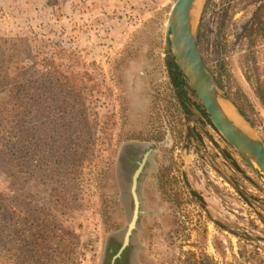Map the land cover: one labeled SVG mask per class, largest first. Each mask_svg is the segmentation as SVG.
Listing matches in <instances>:
<instances>
[{
  "label": "rangeland",
  "instance_id": "1",
  "mask_svg": "<svg viewBox=\"0 0 264 264\" xmlns=\"http://www.w3.org/2000/svg\"><path fill=\"white\" fill-rule=\"evenodd\" d=\"M176 1L0 0V37L14 36L18 45L23 40V62L38 54L55 60L82 88L80 101L92 113L104 148L122 144L119 169L127 183L116 188L120 178L125 180L121 174L103 182L118 210L100 221L88 210L61 217L82 242V264L105 263L109 249L124 244L135 209L132 178L148 150L138 183L140 218L118 264H264V182L197 107L190 105L186 113L165 98L167 21ZM258 1L209 0L198 40L201 29L206 63L215 68L218 58L225 59L264 116L240 59L243 22ZM222 42H228V51ZM194 126L199 134L190 136ZM160 131L166 136L160 144L141 140ZM134 137L136 142H129ZM162 166L172 167L180 179L181 206L161 187ZM10 185L0 173V193L8 194ZM31 190L41 206L49 205V187L36 183ZM116 198H123L125 212Z\"/></svg>",
  "mask_w": 264,
  "mask_h": 264
},
{
  "label": "trees",
  "instance_id": "2",
  "mask_svg": "<svg viewBox=\"0 0 264 264\" xmlns=\"http://www.w3.org/2000/svg\"><path fill=\"white\" fill-rule=\"evenodd\" d=\"M243 27L241 64L264 111V64L260 58L261 48L264 50V0L257 2ZM202 39L200 29V44ZM20 42L18 45L14 36L0 37V173L11 181L10 192L0 193V264H82V242L61 217L88 210L100 221L116 209L117 204L110 202L115 196L107 195L103 182L112 174L117 179L121 174L125 180L120 178L116 188L127 183L119 169L122 144L104 148L94 130L92 113L80 101L82 88L72 84L55 60L38 54L23 62L21 53L25 50L23 40ZM167 42L169 81L165 98L173 106L182 104L188 109L198 104L212 123L173 55L170 40ZM221 46L227 50L228 42ZM21 62V72L13 77L12 71ZM208 66L264 141V116L235 82L225 59L218 58L215 68ZM165 137L160 131L141 140L160 144ZM159 177L164 192L181 206L184 195L177 187L180 179L173 168L162 166ZM36 183L50 188L47 207L40 205L39 196L31 190ZM116 199L125 212L123 198ZM122 247V242L112 246L108 260L102 264L121 262Z\"/></svg>",
  "mask_w": 264,
  "mask_h": 264
},
{
  "label": "water",
  "instance_id": "3",
  "mask_svg": "<svg viewBox=\"0 0 264 264\" xmlns=\"http://www.w3.org/2000/svg\"><path fill=\"white\" fill-rule=\"evenodd\" d=\"M208 1L177 0L174 3L167 21L171 50L191 87L207 110L214 126L236 148L240 156L264 182V141L260 132L221 87L206 63L199 46L198 27ZM196 3H200V5L198 4L199 14L197 13L198 15L193 18L192 11ZM227 107L240 117L244 125L233 120ZM147 158L148 154L144 157L133 177L134 216L122 251L128 246L132 232L140 218L141 204L138 183Z\"/></svg>",
  "mask_w": 264,
  "mask_h": 264
},
{
  "label": "bare ground",
  "instance_id": "4",
  "mask_svg": "<svg viewBox=\"0 0 264 264\" xmlns=\"http://www.w3.org/2000/svg\"><path fill=\"white\" fill-rule=\"evenodd\" d=\"M200 5V3H196V6H195V8H194V10L192 11V17L193 18H195L196 17V15H198L199 14V11H198V7H199V5ZM198 13V14H197ZM228 108V112H229V114H230V116L233 118V120L234 121H236L237 123H239V124H243L242 123V120L240 119V117L238 116V115H236L234 112H233V110H231L229 107H227ZM244 125V124H243Z\"/></svg>",
  "mask_w": 264,
  "mask_h": 264
},
{
  "label": "flooded vegetation",
  "instance_id": "5",
  "mask_svg": "<svg viewBox=\"0 0 264 264\" xmlns=\"http://www.w3.org/2000/svg\"><path fill=\"white\" fill-rule=\"evenodd\" d=\"M193 105H194V104H193ZM194 106L197 107V109H199L198 111L202 114L203 118H205V120L208 122L209 120L203 115L200 106H199L198 104H195ZM181 107L183 108V110H185L186 113H190V112H189L190 107H189V109H188V108L184 107L182 104H181ZM209 122H210V121H209ZM210 123H211V122H210ZM198 134H199V132H198V128L195 127V126L193 127V131H192V130H189V135H190V136H192V135H198ZM185 138H186V135H185ZM148 155H149V152H148ZM147 159H148V158H147ZM146 163H147V161H146Z\"/></svg>",
  "mask_w": 264,
  "mask_h": 264
}]
</instances>
